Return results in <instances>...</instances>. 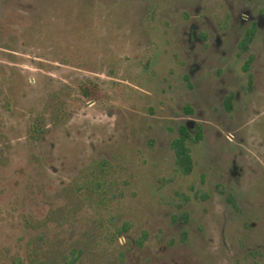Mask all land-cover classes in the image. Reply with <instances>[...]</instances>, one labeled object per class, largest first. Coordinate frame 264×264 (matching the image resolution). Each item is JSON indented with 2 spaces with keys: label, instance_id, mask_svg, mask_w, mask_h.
Instances as JSON below:
<instances>
[{
  "label": "rangeland",
  "instance_id": "obj_1",
  "mask_svg": "<svg viewBox=\"0 0 264 264\" xmlns=\"http://www.w3.org/2000/svg\"><path fill=\"white\" fill-rule=\"evenodd\" d=\"M184 1L0 0V264H264V129L246 130L256 173L234 219L216 178L199 183L205 145L176 170L181 78L216 59L211 37L194 61ZM202 5L208 37L227 8ZM211 86L192 88L207 108Z\"/></svg>",
  "mask_w": 264,
  "mask_h": 264
},
{
  "label": "flooded vegetation",
  "instance_id": "obj_2",
  "mask_svg": "<svg viewBox=\"0 0 264 264\" xmlns=\"http://www.w3.org/2000/svg\"><path fill=\"white\" fill-rule=\"evenodd\" d=\"M203 1L190 0L189 3L184 1L183 16L192 22L191 32L186 34L188 37L186 44L190 51L195 53L194 61L196 59L198 61L200 51L197 53V48L201 51L207 49L206 42L214 37L215 70L210 73L211 76L206 81L201 83L196 75L202 72L207 63L194 62L181 78L186 105L180 108L177 114L174 113L178 121L176 129L178 138L173 140L171 147L173 148L174 141L182 137L183 128L189 136L186 146L193 166L194 160L191 148L188 146L189 141L207 147V153L211 156L208 162L211 166L209 170L202 169L199 183L202 184L210 177L216 178L211 193L220 207L225 210L228 206L232 207L229 213L234 219L237 213H243L240 212L241 207L237 205L240 190L243 191L247 186L249 176L256 173L254 167L248 165L247 146L250 143L245 136L246 130L264 129V62L260 65V60L264 57V0H222L227 8L225 13L227 22L223 28H214L208 37L198 34V26L194 23L197 22V16L202 19L207 16L206 8L202 5ZM257 39L263 44V48L261 50L257 48L256 51L259 50L257 53L249 54L253 50L250 45ZM243 43L246 45L242 46ZM243 56H247V60L241 71L248 74L246 78L237 73L238 62ZM257 65L262 67L260 71L254 69ZM190 81H193L192 88L198 87V90L200 86L204 89L203 86L208 83L212 85L209 96L213 99L210 103L211 107L207 108L205 103L209 102L200 100V95L190 88ZM208 112L212 115L207 116ZM174 153L176 156L175 150ZM175 164L177 165L176 161ZM176 170L182 175H189L183 173L178 165ZM178 218L182 222L183 217L178 216ZM246 251L249 254L253 253L251 248ZM257 251L260 253L261 249Z\"/></svg>",
  "mask_w": 264,
  "mask_h": 264
},
{
  "label": "trees",
  "instance_id": "obj_3",
  "mask_svg": "<svg viewBox=\"0 0 264 264\" xmlns=\"http://www.w3.org/2000/svg\"><path fill=\"white\" fill-rule=\"evenodd\" d=\"M245 45H246L245 43L242 44V46ZM181 135L182 137L174 141L173 143V149L176 152V163L178 165V168L183 173L190 174L193 170V164H192L191 156L189 154V149L186 146L189 136L185 128H183ZM103 185L104 184L101 178H98L97 180L91 179L89 182L85 184L86 187L85 189L93 188L95 186L96 190L101 192V189H103Z\"/></svg>",
  "mask_w": 264,
  "mask_h": 264
}]
</instances>
